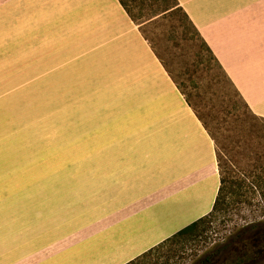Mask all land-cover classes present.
<instances>
[{"label":"crops","instance_id":"0c3cea01","mask_svg":"<svg viewBox=\"0 0 264 264\" xmlns=\"http://www.w3.org/2000/svg\"><path fill=\"white\" fill-rule=\"evenodd\" d=\"M177 1L264 118V0ZM0 38L70 121L68 155L0 188V264H127L212 212L216 142L120 0H0Z\"/></svg>","mask_w":264,"mask_h":264},{"label":"rangeland","instance_id":"374dc122","mask_svg":"<svg viewBox=\"0 0 264 264\" xmlns=\"http://www.w3.org/2000/svg\"><path fill=\"white\" fill-rule=\"evenodd\" d=\"M172 5L173 0H158L155 9H151L147 0H135L132 9L135 14L143 12L138 15L137 23L173 76L185 84L186 95H194L192 102L217 141L221 173L236 183L242 182L245 188L241 192L245 196L234 197L231 192L237 186L231 187L226 203L208 220L207 229L198 240L185 242L181 245L184 248L179 246L169 259L165 248L158 256L147 259V264L156 261L155 264H196L237 232L264 221V120H259L264 118L258 115L256 118L249 110L236 86L210 60L199 38L195 36L191 40L189 34H183L186 29L193 30L181 11L176 10L169 20L161 19ZM174 26L179 34L177 40L172 38ZM10 39L0 38L1 189H13L17 178H29L34 172L47 173L50 163L70 151L65 131V125L68 130L70 124L68 112H62V102L57 96L53 100L47 70L24 67L31 64L24 62L30 54L17 56ZM201 53L208 59L201 64L205 73L194 66ZM78 64L73 65L78 67ZM257 180H262L261 186Z\"/></svg>","mask_w":264,"mask_h":264},{"label":"trees","instance_id":"16d2710c","mask_svg":"<svg viewBox=\"0 0 264 264\" xmlns=\"http://www.w3.org/2000/svg\"><path fill=\"white\" fill-rule=\"evenodd\" d=\"M120 1H121L122 5L125 7V9L127 10V12L130 14V16L132 17V19L137 23V19L140 18L139 16L142 15L143 12L142 11L139 12L140 14H135L133 12L132 4L135 2V0H130L132 2H130L129 0H120ZM147 1L149 2L151 9H155L158 0H147ZM164 1L166 2V0H164ZM173 1H174V5H172L169 8L168 12L163 13L160 16L161 19L169 20L171 18V15L176 10L181 11L183 16L188 20V22H189V24L193 30V32H192L190 29L185 28L186 30H184L185 32L183 34H185V35L189 34L188 38L191 40L195 39V36H197L199 38V40L202 42L206 51L210 54V60L214 61L219 66V68L223 71L224 75L227 76V78L229 80H231L230 77L228 76V74L226 73V71L224 70L222 64L220 63V61L218 60V58L216 57V55L214 54V52L210 48V46L207 44V42L201 36L200 32L195 27L193 22L190 20V18L186 14V12L179 5L178 1L177 0H173ZM172 31H173L172 38L177 40L178 31H177L175 26H174V29ZM145 36L147 37V35H145ZM180 39L181 40L183 39L181 34H180ZM177 44L179 45L180 41H178ZM152 47L154 48V50L156 51V53L158 54L159 58L162 60L164 65L166 66L168 72L170 73V75L172 76V78L174 79V81L176 82L178 87L181 89L182 93L186 96L188 103L194 108L197 115L202 120L205 127L208 129V131L210 132V134L213 137L212 131L209 130V128H208V125H207L208 123H206V121L203 119V117L198 113L197 109L195 108V106H197V105L192 102V97L194 95L193 94L192 95L190 94V96L186 95V93H187V92H185L186 88H185V90L183 89V87H185V84H181L177 81V79L173 76V74L171 73V70H169L167 64L165 63L164 58L157 52L156 47L153 44H152ZM207 60L208 59H206L201 53L200 60L196 61L194 66L196 67V69H199L200 71L205 73V67H202L201 64L205 63ZM230 82L235 87L232 80ZM236 90L239 93V95L241 96V98L244 100V98L242 97L241 93L238 91L237 88H236ZM244 102L250 110V107L247 104V102L245 100H244ZM255 116H256V114H255ZM256 118H258V117L256 116ZM259 120H264V119H259ZM214 140L217 143L215 138H214ZM218 158H219V156H218ZM256 183L258 186H261L262 180H257ZM234 186H237V188L232 189V192H231L234 195V197H235V195H237L240 198L245 196V194H243L241 192L243 187L245 188V186H244V184H242V182L237 181V183H236V182L232 181L229 178V176L223 175V173H221V185H220L219 193L217 195V198H216V201L214 204V208L209 215H207L203 218H200L199 220H197V221L193 222L192 224L186 226L185 228L178 231L176 234H174L170 238L166 239L164 242H162L159 245L151 248L149 251H147L146 253H144L143 255L138 257L137 259H135V260H133L127 264H147L146 263L147 259H149L153 256H158V254L161 253L163 250H165V248H168L167 253H168V259H169L176 254V252L179 249L178 248L179 246L181 248H184V246H181V245L184 244L185 242L188 243L191 241L198 240L199 237H201L204 234V231L207 229L205 227V224L208 222L209 219L212 218V216L216 213V211H218L220 209V207L224 203H226L225 200L230 194L228 191L231 187L233 188ZM201 227H202V230H200ZM259 262H261V263L264 262V221L254 223L251 226H248L247 228L243 229L242 231L237 232L234 236L230 237L226 243L219 244L214 249L208 251L202 258H200V260L196 264H213V263L214 264L215 263H220V264H259Z\"/></svg>","mask_w":264,"mask_h":264}]
</instances>
